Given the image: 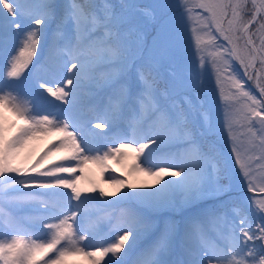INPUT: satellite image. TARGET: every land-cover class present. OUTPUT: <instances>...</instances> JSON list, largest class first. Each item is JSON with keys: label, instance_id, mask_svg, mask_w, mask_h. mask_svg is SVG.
<instances>
[{"label": "snow or ice", "instance_id": "obj_1", "mask_svg": "<svg viewBox=\"0 0 264 264\" xmlns=\"http://www.w3.org/2000/svg\"><path fill=\"white\" fill-rule=\"evenodd\" d=\"M181 25L191 34L201 70H215L231 152L248 190L256 191L257 170L264 180V0H0V201L7 197L21 206L30 203L41 213L19 219L0 210V264H77L71 258L78 256L89 264H121L126 241L152 230L153 216L229 194V187L220 183L223 169L200 143L214 126L202 71L188 60ZM49 33V51L62 61L68 74L62 82L71 87L65 91L47 82L40 87L68 105L63 119L60 113L38 114L15 89ZM101 92L90 111L103 115L90 116L78 108ZM93 119L102 122L93 125ZM121 119L130 135L117 140L131 142L101 152L105 134L95 129L108 126L111 131ZM243 136L247 146L241 151ZM49 137L37 155L35 142ZM149 144L157 150L183 146L180 162L163 160L169 167H160L149 152L142 162L149 166L142 167L139 158ZM125 156L136 161L132 172L152 176L157 184L166 175L181 179L166 180L150 192L124 193L142 200L145 214L118 223L115 230L123 235L114 243L86 250L93 245L85 241L98 234L106 219L92 206L110 203L102 198L123 188L145 185L114 177L109 181L115 185L112 192L91 181V187H81L82 166L91 162L107 169L109 161L122 164ZM65 161L75 166H62ZM24 189L50 190L46 194L59 199L35 201ZM221 206L224 211L214 207L189 217L182 238L177 223L165 219L136 264H264V198L223 201ZM107 222L112 224L111 218ZM178 238L182 258L172 260Z\"/></svg>", "mask_w": 264, "mask_h": 264}, {"label": "rangeland", "instance_id": "obj_2", "mask_svg": "<svg viewBox=\"0 0 264 264\" xmlns=\"http://www.w3.org/2000/svg\"><path fill=\"white\" fill-rule=\"evenodd\" d=\"M61 3L64 0H59ZM51 43V33H49V40L48 42L41 41L40 45L37 48V51L33 57L32 62L28 65V67L24 70V72L21 74V77L18 79V81L15 84V89L20 94L21 99L27 98L32 102V105L36 109L38 114H48V113H60L59 116L60 119H63L62 113L64 110L67 109L68 105L64 103V101L58 99L57 97L52 96L51 94L47 93L46 90L42 89L40 87L41 84H44L47 82L48 87H65L64 83L62 81L66 80L68 78V74L64 72L63 69V63L62 61L56 59L52 56V54L49 51V45ZM14 54V53H13ZM44 59H47L48 62L45 63ZM70 66V65H69ZM251 84L252 82L249 81ZM71 87V86H68ZM68 87H65V91L68 90ZM104 95V93H100L98 96L94 97L91 101V103H85L78 106L79 109H82L83 111L89 112L90 116L95 115H103L102 111H90L93 105L97 104L100 100V98ZM67 99V98H66ZM7 115L11 117V113H7ZM102 122L93 119L92 124ZM72 131H76L75 129H70ZM95 132L97 133H104L105 134V140L101 141L100 143L103 144V147H101V152H103L107 147H116L119 143H130L131 141L129 139H118V136H124L125 134L130 135V130L127 129L126 122L121 119L117 122L116 127L109 130V127L106 126L103 129L96 128ZM143 134V133H142ZM51 139H40L36 141V147H40L42 145L43 147L46 146V143L48 144V140ZM79 139V134H78ZM89 139H92L89 137ZM112 141H117L116 143H112ZM45 142V143H44ZM140 143H148L147 139H141ZM243 143V142H242ZM229 146L232 147V141L229 142ZM134 147H138V145H134ZM183 147V146H182ZM182 147H176V146H169L165 147L162 150H157L156 146L149 144L148 148L144 150V153L141 154L139 161L142 163L144 160V157L151 152V155L149 156V159L156 164H159L160 167H169V163L161 162L163 160H168L172 162L179 163L180 157L179 153L182 151ZM243 147H246L245 144H242L241 149ZM181 150V151H177ZM129 151V150H125ZM121 160L123 163H117L116 161H109V168L102 169L101 166L93 164L91 162L86 163L83 165V179L80 180V186L81 187H91L92 184L89 183L91 181L94 183L98 188H103L106 192H112L115 191V185L110 183L109 181L112 178H125L128 179L129 182L136 183V184H143L145 187L136 188V189H129V188H123L120 192L116 194V196L112 197H104L102 199L110 201V203L105 205H93V209H99V215L101 217H106L104 221L101 223L100 231L97 235H95L94 238H90L89 240L85 241L86 244H91L93 247L91 249L86 250H94L95 247H103L107 246L109 243H114L119 235H123V231L117 232L115 230V227L118 223L125 221L129 219L130 217L140 216L145 214L146 206L145 203L136 198L133 197H126L124 196V193L126 192H150L154 191L155 189L160 188L166 180H179L181 177H173L170 175H166L164 177V180H161L159 184L155 183V178L149 175H145L144 173L140 172H132L131 171V165L132 163L136 162L132 159L131 156H125L122 157ZM62 166L66 167H74L75 162H63ZM149 165L143 164L142 167H148ZM155 170V169H153ZM173 171H179V168L172 169ZM257 174V180L256 182H264V180L260 179V171L256 172ZM81 173L79 170L76 172V176H80ZM75 178V177H73ZM61 191L67 192L68 189H61ZM92 195H96V193H93ZM57 200L58 197H55ZM124 199H129L130 201L134 200L135 203H130L127 201H123ZM75 204V201L72 202ZM120 203H123L120 205ZM112 206H108L111 205ZM187 206H178L174 210H165L160 214H157L153 216V224L154 227L152 230L144 231L141 230V234L138 238L133 240L132 236H130L129 240L125 243V249L122 250L121 257L119 258L121 261V264H136L137 259L139 258L140 254L148 248L159 236L160 232L164 228L165 219H169L170 213H175V211H180ZM75 210V209H73ZM183 213V212H182ZM107 218H111L112 224H108ZM155 219H159L157 223L162 224L161 227H156L155 225ZM187 219L185 220L186 223ZM185 228V227H184ZM184 228L182 229V232L179 231L178 223H177V231L179 233V238L183 237L184 234ZM152 232V235L150 234ZM150 238L147 242L142 243V241L146 238ZM177 239L176 241V247L170 257V259L175 260L177 257V260L181 259L180 254V239ZM101 241H104V243H101ZM179 244V248H178ZM146 245V246H145ZM176 251V252H175ZM110 259V256H106L104 258L105 261H108ZM71 260H75L77 264H89V261L87 258L83 256L73 257ZM104 264V262H102Z\"/></svg>", "mask_w": 264, "mask_h": 264}, {"label": "trees", "instance_id": "obj_3", "mask_svg": "<svg viewBox=\"0 0 264 264\" xmlns=\"http://www.w3.org/2000/svg\"><path fill=\"white\" fill-rule=\"evenodd\" d=\"M138 2L151 3L152 0H138ZM170 2L174 3L175 0H170ZM62 3H64V1ZM3 11L6 12V10ZM181 28L185 33V51L188 60L191 63V66L197 72L202 71L201 80L203 82V92L205 94L204 98L208 101L206 108H209L210 122L214 126V132L212 134L199 138L200 143L203 151L208 152L211 149L212 155H214L218 161V166L223 169V171L220 173V183L227 185L230 191L226 196L206 200L197 207L187 206L183 208L181 212L177 209L175 213L168 214L169 219L178 223L180 232H182V229L185 227V220L191 216L198 215L203 211L212 209L214 207L224 211L225 209L221 206L223 201L246 202L248 198L252 197L257 199L264 198V193L260 192V188L264 187V182H256V191H249L247 187V181L243 177L239 165L235 163V154L231 152L232 147L229 146V142L231 140L229 138L227 129L223 127L226 109L224 104L220 102L219 94L217 92L215 70L212 67H205L203 70H201L196 58L195 45L191 42V34L183 25H181ZM240 71H242V69H240ZM245 82L246 84L250 85L249 81L246 80ZM239 131L240 129H237V132ZM240 140L243 142L242 144L247 146L246 136L240 137ZM43 149L44 147L42 145H40V147H36V154L38 155ZM177 151L181 150L177 149ZM241 151H243V149H241ZM49 191L50 190L45 189H24L25 193H31L34 196L35 201L44 200L50 203L56 201L57 199L55 197L46 194ZM176 199L179 201L180 197L177 195ZM123 201L133 204L135 203L134 200L130 201L129 199H124ZM108 206L110 207L111 205ZM231 206V203H229L228 209H230ZM0 210H2L6 216L11 215L19 219L32 218L41 215V213L32 210L30 203H26L21 206L15 201L9 200L7 197L4 198L3 201H0ZM158 220L159 219L154 220L155 225H157ZM160 225L162 226V224Z\"/></svg>", "mask_w": 264, "mask_h": 264}, {"label": "water", "instance_id": "obj_4", "mask_svg": "<svg viewBox=\"0 0 264 264\" xmlns=\"http://www.w3.org/2000/svg\"><path fill=\"white\" fill-rule=\"evenodd\" d=\"M251 85V84H250Z\"/></svg>", "mask_w": 264, "mask_h": 264}]
</instances>
